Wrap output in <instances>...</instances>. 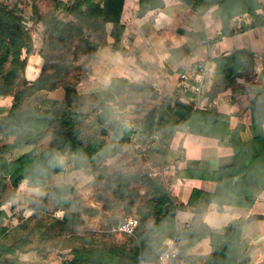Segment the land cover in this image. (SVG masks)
Masks as SVG:
<instances>
[{"label":"trees","instance_id":"16d2710c","mask_svg":"<svg viewBox=\"0 0 264 264\" xmlns=\"http://www.w3.org/2000/svg\"><path fill=\"white\" fill-rule=\"evenodd\" d=\"M123 2L124 0H70L63 3L50 0V17L40 14L35 6L33 13L36 19L33 21L42 22L44 26L42 48L38 51L43 65L38 78L30 84L24 78V70L28 56L34 52L31 30L15 15L13 9L0 2V97L13 98L6 115L0 118V137L14 139L12 144H4L0 140V264H22L17 258V253L25 249L17 246L16 241L7 242L9 234L13 229L24 228L37 219L38 215L45 211L47 203L64 211L60 221H53L60 227L61 232H74L79 226L80 214L73 209H79L86 215L96 214L95 210L84 207L78 199L68 198L72 188L62 185L50 188L43 198L32 203L34 213L30 218L21 219L14 228H8L4 224L7 215L2 206L15 197L19 184L26 180L29 186H44L61 171L63 165L58 161V155L67 148L73 152L70 162L72 170H85L95 181L104 179L99 191L103 196L99 199H104L106 204L113 205L115 201L116 205H119L122 202L124 212L130 213L132 207L140 200L143 202L135 208L138 224L133 235L139 237L137 246L127 250L122 244L94 243L80 238L84 244L71 248V258L61 264H138L139 259L154 261L160 254L159 250L166 248V240L186 239V249L206 236L210 239L212 253L204 264H248L242 240L244 219L231 221L221 230L208 231L200 222L195 228L174 232L175 212L184 209V205L174 204L160 178H152L150 171L142 169L134 173H107L105 160L120 154L130 135L123 123L114 119V110L110 103L123 91L153 93L149 85L140 86L125 79H111L107 91L99 94L103 97L100 104L90 113L93 118L83 112H65L60 108H71L73 104L79 103L81 96L78 94V88L84 87L87 82L80 78L75 83L61 79L66 66L60 63L49 66V59L44 53L45 47L69 49L76 43L75 48L84 45L86 51L91 49V57L94 58L96 50L105 39L104 24L111 23L113 50L123 52L119 46L124 31L120 24ZM212 4L213 2L209 3L207 7ZM214 4L219 9L221 31L210 43L234 34L230 21L237 15L251 14L255 20L254 27L264 24V5L257 0H216ZM259 9L262 10V15L256 14ZM145 11L141 6L139 15ZM58 14H61L62 18H58ZM86 29L88 34H85ZM248 29L249 26H242L240 31ZM95 40L96 42H93ZM239 58L253 60V54L235 51L214 60L215 71L221 75L223 81L231 79L240 69L247 68V64H242ZM57 87H61L64 92L62 101L49 99L43 94L34 98L35 106L27 102L35 94L51 92ZM248 108L251 113L253 143L257 149L255 155L249 154L241 141V127L231 129L229 118L215 110H193L188 106L176 104L174 108L161 105L146 113L144 131L147 133L156 127L165 137H170L174 125L177 124L187 128L194 135L215 138L220 145L232 149L234 164L220 167L214 172L192 173L197 179L213 181L216 184L213 194L192 192L189 206L199 208L198 202L202 200L197 215L206 211L210 204L249 209L255 201V196L264 191V86L256 91L249 101ZM170 113L176 120L169 119ZM85 119H88L87 123H84ZM89 130L92 133L85 136V132ZM105 135L112 140V145L105 141ZM45 137L51 138L48 147L37 152L35 146ZM23 146L32 149L16 159L9 161L5 158V155ZM184 174L190 176L191 173ZM136 186L137 188H134ZM140 189L143 190L142 195L139 194ZM166 206L170 208L164 213ZM115 224L116 222L106 231L112 230ZM36 229H39L38 226L17 241L22 242L23 239L22 243H27V239ZM153 235L157 236L150 239ZM128 241L131 242V239Z\"/></svg>","mask_w":264,"mask_h":264},{"label":"crops","instance_id":"0c3cea01","mask_svg":"<svg viewBox=\"0 0 264 264\" xmlns=\"http://www.w3.org/2000/svg\"><path fill=\"white\" fill-rule=\"evenodd\" d=\"M58 1L70 2V0ZM214 1L216 0H124L120 17L124 31L119 42L123 52L113 50L114 40L111 36L113 25L105 23L104 42L94 54L87 77L81 79L87 84L78 88L81 101L73 104L71 108L66 107L76 113L82 112L85 107L93 110L103 99L99 94L107 91L110 80L115 78L125 79L131 84L151 87L153 93L123 91L114 102L110 103L114 110V119L120 120L129 130L130 135L122 147V152L106 159L104 166L108 174L134 173L138 171L136 167L139 163L146 162L151 177L162 180L174 204L184 205V209L177 210L174 216L173 231L178 233L184 229L195 228L200 222L208 231L221 230L231 221L245 220L254 214H264V191H262L255 196V201L249 209L210 204L206 211L197 215L202 200L198 202L197 209L189 206L192 192L196 191L203 195L213 194L216 184L213 181L197 179L192 173L214 172L220 167L234 164L232 149L220 145L215 138L194 135L187 128L177 124L174 125L170 137H165L156 127L149 133L144 131L146 113L161 105H170L174 108L176 104H182L193 110H215L229 118L231 129L241 127L239 136L247 152L251 155L257 153L253 143L248 104L256 91L264 86V24L254 27L255 20L251 14L237 15L230 21L234 34L210 43L221 31L219 9ZM257 1L264 5V0ZM212 2L214 5L207 7ZM141 6L146 11L139 15ZM262 13L261 9L256 11L258 15ZM28 22L26 26L31 30L34 52L27 58L24 78L30 84L38 78L43 65V60L38 54L40 48L37 46L42 45L44 26L42 22H34L32 19ZM242 26H249L250 29L241 32ZM235 51L249 52L253 54V60L239 58L242 64H247V68L240 69L231 79L223 81L221 75L215 71L214 60ZM198 63L207 64L204 95L201 97L191 93L181 95L178 89L180 74ZM63 98L62 90L56 100L62 101ZM12 102L11 96L0 97V118L6 115ZM169 119L176 120V117L170 113ZM87 120L85 119L84 123H87ZM262 130L264 133V124ZM104 139L112 145L108 135H105ZM0 140L4 144H12L14 139L0 137ZM50 141V137L42 139L35 146L37 152L46 149ZM30 149L32 147L23 146L5 155V158L9 161L16 159ZM72 158L73 152L68 148L58 155V161L67 168V171L71 169ZM67 171L57 173L44 186H29L26 180L22 181L17 187L15 197L2 206V210L7 215L5 225L8 228L16 226L17 201L21 200L20 202L27 205L35 199L43 198L50 188L66 185L67 182L63 177L66 176ZM81 171L85 170H72L71 173ZM184 172L191 174L188 176ZM85 178L87 180L85 183H89L88 194L94 188L93 183L101 188L104 182V179L95 181L89 173H86ZM71 184L74 189L83 187L79 182H71ZM139 194L142 195L143 190L140 189ZM78 200L83 203L79 198ZM105 202L104 199H97L94 203L90 202V206L87 207L107 217H111L110 206H119L124 211L122 202L116 205L114 201L109 207ZM142 202L143 200L132 207L131 216H136L135 208ZM25 211L27 212L25 218H30L34 213L31 207H27ZM156 236L153 235L150 239ZM129 238L131 242H127ZM242 240L248 264H264V219L245 221ZM138 241L139 237L126 236L122 245L128 250L134 245L137 246ZM187 244L186 239L165 241L164 246L172 247L178 252L175 264H204L212 253L208 236L185 249Z\"/></svg>","mask_w":264,"mask_h":264},{"label":"rangeland","instance_id":"374dc122","mask_svg":"<svg viewBox=\"0 0 264 264\" xmlns=\"http://www.w3.org/2000/svg\"><path fill=\"white\" fill-rule=\"evenodd\" d=\"M0 2L8 5L11 9H13L15 15L21 18L24 25H27V23H29V20L36 19V15L33 13V9L35 8V6L40 14H45L46 17H50L51 15L50 10L52 8V5L50 2H48V0H0ZM39 9H41V11ZM58 18H62L61 14H58ZM88 33L89 31L86 29L85 34ZM90 36L93 39V34H91ZM93 42H96V40ZM37 47L41 49L42 45L41 47L40 45H38ZM75 47L76 43H74L69 49H66L65 47H62L61 49H53L50 46H47L44 49V53L49 59V66L56 63L64 64L66 66V69L62 71L61 79L68 81L69 83H75L79 78H86L91 70L90 66L93 62V57H91L93 51L91 49L88 52L85 50L84 47L86 46L84 45H78L77 48ZM61 93L62 88L57 87L51 92H39L33 97L29 98L27 102H29L31 106H35L36 101L34 98L43 96V94H45V96L49 99L56 100L57 96H60ZM60 108L66 109L67 111L65 112H71V110L67 109L64 106ZM91 111L93 112V110H89L88 107H85L82 112L88 114L89 116ZM90 116V118H93V114H91ZM90 133H92V131H86L85 136L90 135ZM99 135L102 136L101 134ZM61 162H64V160H61ZM136 168H138L137 170H148L146 162L139 163ZM136 168L134 170H136ZM71 172L72 169H68L66 176L63 177L64 181L67 182L65 186H69L72 188L71 182H79V184H82L83 187H79L78 189L72 188V192L70 193V195H68V198H74L76 200L79 198L81 202H83L81 203L83 204V206H86V208H90L87 207L90 206V202L94 203V201L99 199V197L103 196V194L99 192L101 189L98 188L96 183H93L92 185H94L93 187L95 189L93 188L91 193L88 194L87 192L89 190L87 186H89V183H85L87 182L85 178L87 172ZM8 193H10V191ZM35 200L27 205L20 202L21 200L16 202L17 205H15V208L17 207V210L15 217L17 219V224L21 219H25V214H27L25 209L27 207H31L32 203ZM141 201L142 200H140L139 202ZM110 207H112V210H110L111 217H107V215H104L103 213L97 214L98 211L96 212V214L94 213L92 214V216H90L83 214L79 209H73L75 212H78L80 214L81 221L79 226L74 229V232L65 230L61 232L60 227H58L57 223L53 221H60L62 219L64 211L61 208H56L51 203H47L45 211H42L38 215L37 219L30 222V224H28L24 228H20L18 230L13 229V232L9 234L10 237H8L7 242L9 241V243H12L16 241L17 246L25 249L23 252L17 253V258L22 264H61L64 260H68L71 258V248L79 247L84 244V242L81 240L83 238L88 239L94 243L121 245L123 242H125L126 236L114 233L112 230L106 231V229L109 226H112L114 222L118 224L122 218L131 216V214L122 211L119 206ZM116 224L114 226H116ZM37 226L39 229H36V232L27 239L29 243H22L23 239L22 242L17 241L21 236H25L27 232L32 231V229H35V227L37 228Z\"/></svg>","mask_w":264,"mask_h":264},{"label":"built area","instance_id":"2783aa9c","mask_svg":"<svg viewBox=\"0 0 264 264\" xmlns=\"http://www.w3.org/2000/svg\"><path fill=\"white\" fill-rule=\"evenodd\" d=\"M207 70V64L198 63L193 67L182 72L179 76L178 89L181 95L191 93L197 97L204 95V79ZM67 168L62 167L61 173ZM138 224L136 216H126L112 229L114 233L124 236H132ZM178 258V252L172 247H166L157 257L156 260L139 259L138 264H175Z\"/></svg>","mask_w":264,"mask_h":264},{"label":"water","instance_id":"95a60500","mask_svg":"<svg viewBox=\"0 0 264 264\" xmlns=\"http://www.w3.org/2000/svg\"><path fill=\"white\" fill-rule=\"evenodd\" d=\"M169 208H170V206H166V207H165V210H164V213H167V210H168ZM261 219H264V214H261V215H259V214L251 215V216L247 217V218L245 219V221H246V222H250V221H252V220H261ZM159 252L161 253V252H162V249H160Z\"/></svg>","mask_w":264,"mask_h":264}]
</instances>
